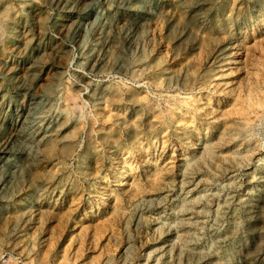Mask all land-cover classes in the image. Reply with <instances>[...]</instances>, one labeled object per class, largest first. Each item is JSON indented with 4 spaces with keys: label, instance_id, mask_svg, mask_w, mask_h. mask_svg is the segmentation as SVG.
Returning a JSON list of instances; mask_svg holds the SVG:
<instances>
[{
    "label": "rangeland",
    "instance_id": "1",
    "mask_svg": "<svg viewBox=\"0 0 264 264\" xmlns=\"http://www.w3.org/2000/svg\"><path fill=\"white\" fill-rule=\"evenodd\" d=\"M0 264H264V0H0Z\"/></svg>",
    "mask_w": 264,
    "mask_h": 264
},
{
    "label": "bare ground",
    "instance_id": "2",
    "mask_svg": "<svg viewBox=\"0 0 264 264\" xmlns=\"http://www.w3.org/2000/svg\"><path fill=\"white\" fill-rule=\"evenodd\" d=\"M6 4V3H5ZM8 12V11H7ZM57 20H59V17L56 18ZM62 19V18H61ZM195 23V22H194ZM122 99V98H121ZM9 107V106H8ZM22 134V133H21ZM19 136V135H18ZM121 176H123V174H121ZM107 196V195H106Z\"/></svg>",
    "mask_w": 264,
    "mask_h": 264
}]
</instances>
